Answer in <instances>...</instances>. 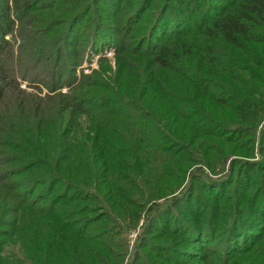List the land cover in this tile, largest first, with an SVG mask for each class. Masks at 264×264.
Returning a JSON list of instances; mask_svg holds the SVG:
<instances>
[{
    "label": "trees",
    "instance_id": "trees-1",
    "mask_svg": "<svg viewBox=\"0 0 264 264\" xmlns=\"http://www.w3.org/2000/svg\"><path fill=\"white\" fill-rule=\"evenodd\" d=\"M97 1L62 0L70 7L64 20L53 19L59 13L54 7L42 8L52 10L41 14L44 20L30 16L40 11L42 0L12 1L16 22L28 17L26 25L31 28L23 30L32 36L34 50L41 47L36 59L48 76L41 86L29 84L24 69L19 79L10 75L6 65L14 49L4 37L15 31L10 10L0 12V51H9L6 61L0 62V101L6 105L14 95L21 102L11 114L0 112V264L27 263L22 259L30 264H118L119 256L105 241L115 237L122 224L135 225L141 209L169 201L189 168L224 173L228 157L237 150L236 136L247 126L250 130L251 120L264 113V94L259 92L261 87L264 92V0L232 2L210 24L195 27L192 35L172 34L171 40L151 51L141 50L148 41L143 38L132 47L117 46L114 70H93L78 78L74 73L82 64L81 54L69 52L75 62L65 66L61 44ZM145 8L137 5V14L130 16L133 24H139ZM186 22L183 19L180 25ZM75 44L79 41L71 45ZM43 45L44 51L54 52L49 60ZM246 73L253 93L234 89ZM22 83L39 94L21 90ZM62 88L69 92L61 93ZM218 107L228 110L229 119L220 118ZM228 175L229 187L238 183L234 171L229 169ZM14 176L19 178L8 183V177ZM204 176L208 184L201 177L198 180L205 189L211 180ZM235 185L217 206L218 213L200 222L193 240L213 242L225 229L224 255L213 252L192 259L208 264H264V245L252 248L260 237L243 229L264 232V221L249 209L261 217L264 210L247 199L236 202L240 192ZM194 186H188L192 193ZM183 192L188 195L179 194ZM11 215L16 219L12 230L1 232L3 225H10L5 221ZM180 239L163 238L165 255L150 259L177 255L176 245L192 240ZM16 246L20 250L15 253L10 248ZM246 252L249 257L235 262L236 254ZM170 261L176 260L172 256Z\"/></svg>",
    "mask_w": 264,
    "mask_h": 264
},
{
    "label": "rangeland",
    "instance_id": "rangeland-1",
    "mask_svg": "<svg viewBox=\"0 0 264 264\" xmlns=\"http://www.w3.org/2000/svg\"><path fill=\"white\" fill-rule=\"evenodd\" d=\"M12 1L13 0H0V12L4 11V9L10 10L9 20L12 21L15 31L12 33V36L7 35L4 37V41L8 42L14 51L9 52L7 51L8 49L0 51V62L4 63L6 61L5 54L9 52L11 54L9 60L11 61L6 67L9 69L10 75L15 79H19V75L21 76V69H24V72L27 73L26 77L29 78V84L41 86V80L45 81V78L48 77L45 72H42L45 69L41 66V63H39V59H36L37 54L41 51V47L38 45V48L34 50L36 44L29 38L32 36L26 32L25 29L23 30V28H31L26 25L28 17L22 19L21 22H16L17 17L11 7ZM236 1L238 0H99L97 1L98 3L96 2L93 6L91 14L87 15L86 18L76 26L74 32L69 36V39L61 44V46L65 48L62 54V64L65 66L73 64V62H75L74 56L68 57V55L69 52L76 51L80 52L81 55L79 60L82 62L74 73L76 77L79 78L81 76L91 75L93 70L110 68L114 70L117 66V54L115 53L117 52V46L123 48V45L126 44L132 47L130 46L131 43L135 42L137 45L138 39L143 38L148 39V41L146 42L147 44L141 47V50L151 51L157 44H163L171 40L172 34L175 37L178 36L179 33L181 35H192V32H195V27L207 25L208 23L210 24L225 8H228L232 2ZM65 4L66 3L62 2V0H42L39 4L40 11L30 14V16H41L44 20L45 17L41 14L43 12H48L50 14L52 10L42 8L54 7L59 10V13H54L53 19L58 18L64 20L67 18V10L70 8ZM141 4H143V8L146 7L145 11L139 24H133L130 16L134 12L137 14L135 8L137 5L140 6ZM190 7L193 9L188 10ZM171 10H174V12L171 13ZM127 14H129V19ZM183 15L185 16L184 18ZM182 18L187 21L185 24L183 23L185 27L183 24L180 25L181 20H183ZM167 21L171 22L170 27L169 25H167V27L163 25V23L167 24ZM172 22H175V24ZM31 26L34 27V25ZM64 36L65 35H63L62 38H64ZM130 38H135V40L132 39V41H130ZM77 40L79 41L78 45H71ZM93 41L94 44L92 43ZM42 49L43 51L45 50V45L42 46ZM53 54L54 52L52 50L44 51L46 60L51 59ZM119 54L125 55V53L121 52H119ZM65 57L67 58L65 59ZM37 62L40 65H37ZM247 74L248 73L238 79L240 87L233 85L234 89L237 88L236 91L241 90L244 93L255 92V90L252 91L248 85L249 76ZM49 81L50 80L47 82ZM69 81L71 80L69 79ZM20 89L29 94H39L35 88H29L23 83L20 85ZM43 90L45 93L47 90L46 87ZM262 90L263 87L260 88L259 92L264 94ZM60 92H69V89L62 88ZM44 93L41 95H44ZM13 98H15L14 95L9 96V102L8 104L6 103V105L4 102L0 101V112L6 110L7 113L11 114L15 111L16 106H21V102H16ZM231 103H233V101H231ZM30 105H32L31 102ZM217 112L221 119H229L230 117L228 110L224 107H218ZM244 126L246 127L247 125ZM250 126H253L250 130L247 126L244 132L236 136L237 150L234 152V155L228 157L224 173L212 175V173L200 167L189 168L183 185L181 184L182 186L178 185L174 187L173 190L175 194L168 199L169 201L153 206L152 208L147 206L141 209V214L135 225L129 226L127 223L122 224L124 227L121 230H117L118 234L116 233L117 235L115 237H111L105 241V246L109 247L115 255L119 256L118 264H152V262H157L158 264H208L209 261H197L192 259V257H200L201 255L210 256L213 252L222 258L226 251L223 245L225 229H220L215 236L216 239H213V242H210L212 239L209 238L208 241L204 239L202 244L193 243L196 234L195 229L200 227V222L206 219L207 216H215L214 213L216 211L218 213L219 211L217 210V206L228 197L229 193H232L234 185L237 182L233 186L231 185L232 187L228 186L227 183L231 177L230 175H232H228L229 169L232 172L234 171V175H236L238 180L235 188L240 194L236 195V202L240 201L245 203L247 199V201L254 204L256 208L262 206L261 208L264 210V171L262 170V168H264V113L253 118ZM232 135L231 133L230 136ZM248 140L252 141V143H248ZM247 148H249V151L245 152ZM1 167L4 168V166ZM204 175H207L211 180L210 185L205 189L204 186H200V181L198 180V178L201 177L202 182L208 184V181L205 179L206 176ZM18 178L17 176L8 177L7 182H14ZM247 178H251L253 182L249 183ZM193 183L195 184V193H192L193 189H189L188 187ZM249 184H251L250 188L248 187ZM181 191L188 192V195H186L185 192L180 195L179 192ZM184 194L185 197L181 198ZM35 198L36 197L33 196L31 199ZM47 202L48 201H44V204ZM159 210L162 211L158 213ZM249 210V212L253 214V217L261 218L260 220L264 221V217L254 213L253 209ZM6 219L7 221L5 222L10 225H3L1 227V232L6 230L11 231V224L16 221L15 215L6 217ZM106 225L107 223H104V226ZM187 228H190V231L188 230V232H186ZM245 228L246 227H243L245 232L262 238L255 241L252 244V248L264 245V232L250 229L245 230ZM167 231H169V233H166ZM174 232L177 234L173 235ZM101 234L102 233H99V238ZM187 236H190L192 240L190 239L185 246L184 244L180 247L176 245V247L179 248V253L177 255L175 253H170L162 259H150L151 256L165 255V252H163V238L181 240L180 238H186ZM240 240L241 239H238V241ZM251 241H254V237ZM5 248H7V246H5L4 249ZM10 249L15 253L20 250L18 246ZM22 252L21 250V254ZM250 254V252L243 254L238 253L235 255L234 260L235 262L240 261L245 257H249ZM172 256L176 261L167 262ZM211 259L213 258L209 257V260ZM22 260L27 262L25 264H30L28 261ZM256 262L257 261L254 263ZM109 264H114V262L109 261Z\"/></svg>",
    "mask_w": 264,
    "mask_h": 264
}]
</instances>
